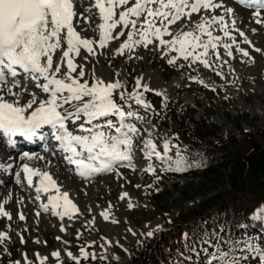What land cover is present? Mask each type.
<instances>
[{"label": "snow or ice", "instance_id": "obj_1", "mask_svg": "<svg viewBox=\"0 0 264 264\" xmlns=\"http://www.w3.org/2000/svg\"><path fill=\"white\" fill-rule=\"evenodd\" d=\"M82 3L83 0H0V145L14 149L16 137L27 141L34 138L46 143L51 141L64 154L67 165L74 166L75 174L83 180L106 173L122 176L121 167L134 169V137L140 135V129L131 121L143 117L133 109V103L145 111L151 110L152 102L145 97L147 92L162 96L164 107H167L168 100L163 92L142 83V76L135 79L131 91L118 78L107 80L97 75L95 64L90 78H86L89 75L85 70L86 62L97 56V49L108 47L111 41H118L126 33V39L115 49L114 55L123 56L137 46L147 48L154 45L162 57H167L169 65H176L183 59L190 62L189 67L199 62L205 68H212L210 56L222 59L218 51L222 47L225 54L232 57L233 45H236V51L251 58L250 52L241 48L233 35L235 30L244 37L245 43L251 44L236 26L237 22L232 18L235 10L227 6L225 0H89L86 8ZM239 4L252 8L254 22L264 25V0H239ZM93 10L100 21L93 29L98 32V39L83 36L81 33L86 28L77 30L81 21L91 25ZM193 16L197 19L194 20ZM173 26L178 27L174 29ZM216 29L223 36L214 34ZM254 50L262 52L260 48ZM78 58L83 62H78ZM128 58L132 59V56ZM223 62L227 64L226 60ZM216 74L223 76L222 72ZM115 76L118 77L119 73ZM190 79L208 86L196 76ZM30 87L38 91L29 92ZM25 95L27 99H24ZM173 147L171 140L165 137L162 151L158 150L149 132L141 151L149 161L155 158L166 165L165 171L183 172L199 166L189 164L178 147L173 159L169 155ZM18 158L22 163L20 171L15 173L16 183L26 182L28 187H34L37 201L41 200V194H45L46 202L39 205L44 212L61 220L65 217L72 219L80 213L70 193L61 189L49 171L23 162L44 160V156L22 151ZM6 160L12 161V156ZM12 168V162H0V170ZM144 170L155 172L152 163H148ZM127 196L128 193L123 192L120 199ZM22 200L21 197L18 203ZM6 203L7 200L0 202V217L10 221L13 216L6 210ZM128 207L134 205L129 201ZM110 208L111 205L99 214L105 221L110 219ZM36 215L39 216L40 212ZM18 219H26L22 211L18 213ZM94 219L89 223H94ZM251 219L264 222V205L253 208ZM59 227L60 231H66L63 224ZM239 227L248 225L240 224ZM160 230L162 226L157 225L155 230L142 235L150 238ZM212 235L215 236V232ZM183 238L187 241L189 233H183ZM10 239L8 231L0 230V247L4 252L8 251L6 242ZM56 239L61 240V237ZM19 240L21 244L26 242L23 235ZM200 244V252L206 254L205 264H264V238L254 242L231 237L221 241L217 237L215 243L211 239H202ZM205 245L212 247L213 251L209 252ZM185 247L189 246L186 244ZM190 251L200 256L195 246L190 247ZM64 252L73 264H81L82 260L106 259L83 246L78 255L67 249ZM61 255V250L50 253L56 264H64ZM34 256L39 264L49 260V256L39 252ZM9 264H34V261L27 253H21L20 259L10 260Z\"/></svg>", "mask_w": 264, "mask_h": 264}, {"label": "rangeland", "instance_id": "obj_2", "mask_svg": "<svg viewBox=\"0 0 264 264\" xmlns=\"http://www.w3.org/2000/svg\"><path fill=\"white\" fill-rule=\"evenodd\" d=\"M225 4L234 8L235 12L232 18L236 20V26L251 41V44L245 43L244 37H240L233 30V35L236 37L239 46L248 50L251 58L245 57L242 53L236 51V45H233L232 57H228L222 47L218 49L222 59L218 60L214 55L210 56L212 68H205L199 62L193 63L189 67L190 62L183 59H180L176 65H169L167 57H162L160 51L154 45H149L147 48L137 46L131 53L123 56L114 55L115 49L126 39L125 34L118 41H111L108 47L97 49V56L90 57L89 61L86 62L85 70L89 74L86 78H90L94 64L96 65L97 75H102L107 80L118 78L124 82L127 89L133 88L135 79L142 76V83H148L150 88L159 90L167 97L173 98L175 102L180 103L178 123L187 122L188 118L185 110L191 109L193 110V117L203 127H207L211 133H214V140L218 136H226L227 134L239 136V138L245 136L241 141H245L244 145L248 151L251 148L250 143H252L250 135L254 134L255 131L264 132V25L254 24L250 11H245L227 1H225ZM84 6L82 3V7ZM220 12L222 13V10ZM193 19L195 20L197 17L193 16ZM96 24H98L96 16L92 14L91 25H87V30L83 31L85 37L98 39V32L93 30ZM177 27L173 26L174 29ZM252 29L257 31L253 32ZM214 34L223 36L219 29H216ZM223 39L231 43L227 37ZM254 48H260L262 52H256ZM129 55L132 56V59L128 58ZM224 60L227 61V64L223 62ZM78 62L83 61L78 59ZM179 65H183V67ZM217 72H222L223 76L217 75ZM115 73H119V76L116 77ZM191 76H196L206 82L215 89L214 93L196 89L195 81L190 79ZM185 79H188V87L180 89ZM24 98L27 99V95ZM140 116L143 117L140 127L142 136L133 152L135 158L139 157V163L142 165L140 170L128 171L121 169L119 171L122 176H117L114 173L101 177L93 183L78 184L66 170L52 164L49 166L48 162L44 160L38 161V166L49 168L50 172L61 178L63 187L72 193L81 211L73 216L71 220H68V218L61 220L58 217L44 214L37 206V200L32 193L29 192L25 195L22 189L13 192V200H11L13 205H11L10 210L19 212L21 207H25L28 218L25 221H20L15 215L12 222L4 221L0 223V229L10 230L12 242L17 244L18 252L24 253L26 250L34 264H39L33 258L36 252L49 256V260L45 264H56V259L51 257L50 253L54 250H61V259L66 264L68 258L64 250H70L78 255L80 244L84 242L90 246V252H95L97 255H112L121 260L122 263H127L131 260L127 248L141 240L145 236L142 234L154 230L157 225L163 226L165 223L172 221L180 212L191 210L211 196L231 188L229 175L233 166H228L222 170L226 174L225 185L213 186L206 193H201L197 189L192 194V191L195 190L194 187L203 181V175L189 173L191 170H198L199 172L202 165L203 156L197 151L193 152L194 157L188 163L199 166L189 168L188 172H177L175 176L166 179L164 177L161 179L159 171L154 174L146 172L144 169H146L148 163L144 162V158H146L144 154L141 155L143 153L141 151L143 141L148 138L149 132L152 133L155 142L157 139H161L162 130L160 125L162 122L157 123L155 119H150L143 113ZM161 148L162 146L159 144L158 150ZM176 150L177 147H173L169 153L173 159ZM27 163H30V161H27ZM161 166L165 165L162 163ZM188 188L191 189L187 191ZM5 191H3V194H5ZM123 192L128 193V196L121 200L120 195ZM151 192L157 193L165 199L167 201L165 206L157 200L158 198H151ZM21 197L23 200L18 203ZM237 198L239 202L241 197L237 196ZM129 201L134 207H128ZM156 203L158 204L156 205ZM109 205H111L109 209L110 219L105 221L99 214L108 209ZM160 207H165L168 210L165 212ZM38 211L40 212L39 216L36 215ZM231 216H233V212ZM93 218H95L94 224L100 228L101 234L89 227L85 231L84 237L83 235L81 237L83 221L86 219L93 220ZM113 220L118 221V223H113ZM61 224L65 226L66 231H60L59 226ZM257 224L260 227L262 226V222L252 220L251 216L249 222L246 223L250 231H253ZM11 227L12 229H10ZM20 235H23L26 240L23 244L20 243ZM57 236L61 237V240H57ZM53 239L54 241L50 244V240ZM37 240L40 243H36ZM64 241H67V244ZM108 241L121 246L124 254L116 256L109 246L111 243H107ZM12 242L6 244L8 247L7 252H4L3 247H0V264H9L5 254L14 251L11 250ZM20 258L21 256H18L16 259Z\"/></svg>", "mask_w": 264, "mask_h": 264}, {"label": "trees", "instance_id": "obj_3", "mask_svg": "<svg viewBox=\"0 0 264 264\" xmlns=\"http://www.w3.org/2000/svg\"><path fill=\"white\" fill-rule=\"evenodd\" d=\"M170 128V132H172V134H174L185 145L195 144L197 146H201V144H203L204 142L206 146H202L201 148L203 150H206L210 161L213 162V165L211 167L205 169L203 173V181L198 186L194 187L195 190L192 191V194H194V191H196L197 189H199V192L201 193H206L211 190L213 186L225 185L224 179L226 178V174H224L222 170L224 167L233 166L232 171L229 175L232 190H228L227 192L222 193V195L220 196L210 198L209 202L212 206H210L209 208H212L213 205L216 206V202L213 201L216 198L221 197L222 199H227L219 201V203L223 205L230 201L228 200V197H230V195L238 193L239 196H242V193H244L251 196V199H248V202H251V204L253 205L257 200L255 198L256 195L259 193L264 194V132L250 135L253 149L247 152L242 145V142L245 141H241L236 137L227 136L220 139V141H218L217 143L212 142L211 140L206 138L207 136L209 137L211 135L210 131L208 129H204L199 125L194 129H191L188 126L182 128ZM190 189L191 188H188L186 190L189 191ZM159 200L163 202L162 199ZM241 205V207H248L246 206L247 204H244L243 202ZM224 206L220 208L224 209ZM205 211L206 210L202 211V209H200L199 213H204ZM180 217V220L183 223L192 221L194 219V217H187L185 213H181ZM182 225L183 224L181 223V225L176 227L175 238L173 239V242H176L177 235H181L182 228L178 229V227ZM183 239L184 238L180 239L179 246H183ZM169 242L171 243L172 241ZM160 247L164 251H168V249H165L164 245L161 246L160 244ZM138 251L139 248L137 247L134 251V254L135 257L139 256L140 258H135V260L141 261L140 264H144L148 261L149 258H145L144 256L140 255ZM174 252L177 254L179 251L178 249H174ZM103 264L115 263L103 261ZM150 264H155V262Z\"/></svg>", "mask_w": 264, "mask_h": 264}]
</instances>
